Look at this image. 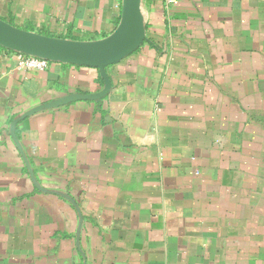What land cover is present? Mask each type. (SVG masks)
Returning <instances> with one entry per match:
<instances>
[{
    "label": "crops",
    "instance_id": "obj_1",
    "mask_svg": "<svg viewBox=\"0 0 264 264\" xmlns=\"http://www.w3.org/2000/svg\"><path fill=\"white\" fill-rule=\"evenodd\" d=\"M97 69L0 46V264H264V0H141ZM120 0H0V19L108 37Z\"/></svg>",
    "mask_w": 264,
    "mask_h": 264
},
{
    "label": "water",
    "instance_id": "obj_2",
    "mask_svg": "<svg viewBox=\"0 0 264 264\" xmlns=\"http://www.w3.org/2000/svg\"><path fill=\"white\" fill-rule=\"evenodd\" d=\"M141 3V0H120L119 22L113 33L87 42L29 32L0 19V46L50 62L97 69L104 82V95L110 88L106 69L134 53L145 39Z\"/></svg>",
    "mask_w": 264,
    "mask_h": 264
},
{
    "label": "built area",
    "instance_id": "obj_3",
    "mask_svg": "<svg viewBox=\"0 0 264 264\" xmlns=\"http://www.w3.org/2000/svg\"><path fill=\"white\" fill-rule=\"evenodd\" d=\"M167 5L173 4V0H165ZM50 65V61L40 59L24 54H16V67L18 70L23 72H45Z\"/></svg>",
    "mask_w": 264,
    "mask_h": 264
}]
</instances>
